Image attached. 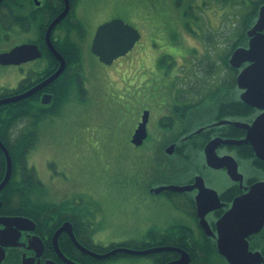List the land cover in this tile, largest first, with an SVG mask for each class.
<instances>
[{
  "label": "flooded vegetation",
  "instance_id": "flooded-vegetation-1",
  "mask_svg": "<svg viewBox=\"0 0 264 264\" xmlns=\"http://www.w3.org/2000/svg\"><path fill=\"white\" fill-rule=\"evenodd\" d=\"M67 2L65 17L50 32V43L65 62L58 78H67L74 73L69 66L70 53L66 49L60 50L54 36L65 22L80 21L79 17L71 19L75 16L76 1ZM64 9V0H0V54L22 45L35 46L40 53L36 58L25 55L19 63L0 64V80L10 78L13 82L10 86L0 84V99L33 89L58 69L60 63L49 50L46 32ZM84 31L85 36L78 38L80 42L86 39V29ZM93 35L87 42L89 53ZM141 37L140 34L139 40ZM222 61L224 65V58ZM80 65L83 68L82 61ZM247 65L243 64L240 69L228 65L237 71L235 76L224 65L226 76H219L213 70L204 82L193 77L195 80L187 84L188 91L185 92L166 87L147 90L141 79L116 85L115 109L122 137L120 144L137 150L138 155L133 156L132 161L142 170L136 175H121L117 179L119 194L115 221L122 227L123 235L110 240L106 237L109 240L106 243L97 239L105 238L100 234L106 222L102 211L89 210L68 201L27 206L24 169L11 160L10 177L0 188V264H68V261L76 264H170L178 261L182 252L188 256L185 264H224V258L216 248V223L237 197L247 193L252 185L264 182V161L256 158L250 144L220 143L214 150L209 147L216 139L243 140L246 128L234 123L251 125L262 113L241 99L243 90L236 84L238 73ZM57 79L24 100L51 106L57 93ZM86 81L84 76L79 88L74 87L81 98L86 92L82 88ZM110 86H113L112 78L104 75L96 87L100 91L98 95L103 91L109 93ZM9 110L12 109L0 113L7 114ZM144 115L147 116L146 137L135 145L132 138ZM4 133L10 136L11 128ZM0 142L9 149L10 143L8 147ZM170 147L172 149L168 152ZM0 154L1 184L6 162L1 150ZM214 159L220 160L218 163H224V166L214 167ZM146 160L152 161L155 169H144ZM158 167L164 174L158 171ZM172 186L185 189H164ZM158 188L161 190L156 193ZM70 233L82 248L75 244ZM260 235H264V227L248 238L252 252H260L251 248ZM166 247L175 250H158L146 255L116 252L102 257L121 248L146 251Z\"/></svg>",
  "mask_w": 264,
  "mask_h": 264
},
{
  "label": "rangeland",
  "instance_id": "rangeland-1",
  "mask_svg": "<svg viewBox=\"0 0 264 264\" xmlns=\"http://www.w3.org/2000/svg\"><path fill=\"white\" fill-rule=\"evenodd\" d=\"M75 1V16L71 19L79 17L87 32L85 41L78 40L85 32L78 34L70 27V20L61 25L54 36L58 44H63L66 38L81 51L83 68L80 71L87 79L82 87L86 91L84 97L80 98L73 87L57 114L42 118L30 129L31 121L21 119L11 128V134L13 139L24 138L22 146H26V135L34 133V144L26 157L27 166L34 170L42 184L34 200L40 204L68 201L102 211L106 222L100 234L105 238L97 239L106 243L123 235L122 227L115 221L117 179L142 170L132 161V157L138 155L137 150L120 144L116 85L141 79L147 90H154L170 81L174 83L172 79L176 78L177 88L183 86L185 92L187 84L195 80L193 77L204 82L213 70L219 76H226L222 60L235 41L236 29L241 28L249 1L254 0H246V3L242 0L224 3L218 0ZM115 18L137 29L142 37L127 55L107 66L89 53L87 42L97 26ZM104 75L112 78L113 86L108 89L109 93L103 91L98 95L100 91L96 87ZM2 80L3 86L13 84L10 78ZM143 167L155 169L149 160ZM158 171L164 174L159 167Z\"/></svg>",
  "mask_w": 264,
  "mask_h": 264
},
{
  "label": "water",
  "instance_id": "water-1",
  "mask_svg": "<svg viewBox=\"0 0 264 264\" xmlns=\"http://www.w3.org/2000/svg\"><path fill=\"white\" fill-rule=\"evenodd\" d=\"M64 1L65 9L54 21H52L46 32V43L49 50L60 63L58 69L49 78L33 89L12 98L0 99V105L10 104L28 98L39 89L49 85L62 73L65 62L50 43V32L65 17L68 11V2L67 0ZM246 37L248 38L246 46L238 47L231 53L228 65L233 69H240L243 64H248L238 73L236 84L239 89L243 90L241 99L246 104L262 110V113L251 125L244 126L234 123L237 127L241 126L246 128L247 134L243 140L222 141L221 139H216L209 145V147L211 150H214L220 143L235 145H241L243 143L250 144L256 158L264 161V4L259 7L257 19L246 31ZM139 39L140 34L137 29L125 23L123 20L115 18L104 22L97 27L91 41L90 51L101 63L111 65L114 60L125 56ZM25 55H33L31 56L32 58L40 57V53L35 46L22 45L13 49L9 53L0 54V64L9 65L19 63L20 59ZM145 116L146 115H144L142 123H140L133 135L132 143L135 145H139L146 137L145 124L147 116ZM171 149L172 147L168 148V152H170ZM0 150L3 153L6 162V173L0 184L1 188L10 177L12 163L7 148L1 142ZM212 161L215 163L213 164L214 167L221 168L224 166V163H218L220 161L218 159ZM228 168L230 169V167ZM164 189L182 191L185 188L172 186L165 187ZM160 190L161 188H158L156 193ZM204 213L205 212L201 214L202 217ZM263 226L264 182H259L252 185L247 193L237 197L233 201L230 209L226 211L216 223V248L218 253L225 259L227 264H264V257L262 254L258 251H250L247 240L248 237L259 232ZM203 227L206 233L209 234L208 228L204 225ZM72 239L78 247L82 248L73 236ZM158 250L175 249L166 247L146 251H135L121 248L111 251L102 257H108L116 252H121L127 255H146ZM187 262L188 256L185 252H182L181 258L170 264H185ZM68 264L76 263L68 261Z\"/></svg>",
  "mask_w": 264,
  "mask_h": 264
},
{
  "label": "trees",
  "instance_id": "trees-1",
  "mask_svg": "<svg viewBox=\"0 0 264 264\" xmlns=\"http://www.w3.org/2000/svg\"><path fill=\"white\" fill-rule=\"evenodd\" d=\"M218 1L224 3V2L234 1V0H218ZM245 1L246 0H242L243 3H246ZM263 4H264V0L249 1L247 12L242 18L243 21L241 22V28L239 27L238 29H236L237 34L235 36V41L233 42V45L231 46V48L229 49V51L226 53L224 57V65L226 66L228 71L234 73V76L236 75L237 71L232 70L227 65V60L231 52L234 49L246 44L247 37H246L245 32L255 22L259 7ZM70 27L76 32H78V34L80 35H82L85 32L81 21L79 22L75 21V23L70 24ZM57 46L60 48V50L62 49L61 47H64L63 49H66L70 53L69 66L73 69L74 73L67 78L64 76L56 80L55 83L57 87V93H56L55 100L53 101L52 105L51 106H40L41 105L40 102H36L37 105H35L34 103H31V100H23L21 102H18L15 105L6 104L0 107V112L4 109H12V110H9L7 114L0 113V140L8 147L10 143V147L8 150H9V154H10L12 162H14V164H17V166L21 165V167L24 169V172L26 175V188H25L24 199H25V204L27 206L40 204L39 201L34 200V195L36 194L39 195L40 190L42 189V184L36 177L34 170L29 169V167L27 166V162H26L27 154L29 150L33 147L35 136L33 132H29L25 138L26 146H22V143L24 142V138H21L20 140L14 139L15 141H17V142H14L12 141L13 140L12 134L10 133V136H11L10 138V136L6 135V133L4 132H7L8 129L12 128L21 119L31 121V124L28 126V129H30L31 127L36 126L37 123L42 118L50 117V116H53L54 114H57L59 111L58 109L60 108V106H62L63 102L67 99L70 88L72 86L79 88V84L83 82L84 76L81 74V71H80L81 51L79 50V47L77 46V44L65 38L63 41V44L61 45L58 44ZM72 83L74 84L72 85ZM164 87L169 88V89L175 88L176 92L184 91L183 86H181L182 89H180L181 87L179 89L177 88L176 82L174 83L169 82L165 84ZM13 109L15 110L13 111ZM4 134L9 137L7 140L5 139L6 136ZM12 142L14 144H12ZM0 157H1V154H0ZM259 238L263 240L259 241ZM251 248H257L261 251L262 254H264V235L261 237L258 236L255 241V244H253Z\"/></svg>",
  "mask_w": 264,
  "mask_h": 264
},
{
  "label": "bare ground",
  "instance_id": "bare-ground-1",
  "mask_svg": "<svg viewBox=\"0 0 264 264\" xmlns=\"http://www.w3.org/2000/svg\"><path fill=\"white\" fill-rule=\"evenodd\" d=\"M140 250V249H139ZM212 252V251H211ZM207 263V262H206Z\"/></svg>",
  "mask_w": 264,
  "mask_h": 264
}]
</instances>
